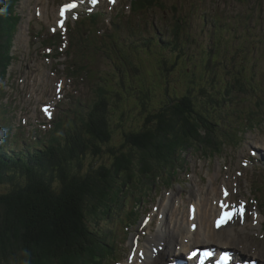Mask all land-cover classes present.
<instances>
[{
  "label": "trees",
  "instance_id": "16d2710c",
  "mask_svg": "<svg viewBox=\"0 0 264 264\" xmlns=\"http://www.w3.org/2000/svg\"><path fill=\"white\" fill-rule=\"evenodd\" d=\"M170 33L174 47L187 42L178 40L180 25ZM171 51L178 57L177 49ZM215 60L207 56V63L216 64ZM173 69V65L168 66L165 74H171ZM203 70H194L187 78L181 71L173 82L160 75L163 80L160 78L159 86L154 79L160 92L174 96L158 104L155 88L133 86V107L139 113V125L132 128L124 120L123 108L118 119L119 112L114 107L118 103L111 107L105 98L95 103L82 134L66 141L67 148L46 151L18 166L12 157L0 154V186H10L0 191L1 264L42 258L64 263L65 257L84 256L92 238L91 223L111 212L131 181L144 180L166 166L172 170L180 151L199 148L215 132L219 107L234 89L228 82L233 80L229 71L226 77L222 71L216 80L208 82L204 81ZM187 85L190 88L182 94L176 92V87ZM128 88L124 82L116 93L129 97ZM117 132L119 147L124 149L108 148V160L102 162V144ZM89 157L98 163L91 167ZM37 166L40 170L36 172Z\"/></svg>",
  "mask_w": 264,
  "mask_h": 264
},
{
  "label": "rangeland",
  "instance_id": "374dc122",
  "mask_svg": "<svg viewBox=\"0 0 264 264\" xmlns=\"http://www.w3.org/2000/svg\"><path fill=\"white\" fill-rule=\"evenodd\" d=\"M3 1V0H2ZM10 1H7V8L10 11ZM31 0H20V2L18 3V5L16 6V8L18 6H20V11L23 12L28 15V18H31V12H32V7H30L29 2ZM163 5L160 6H156L149 11H153L154 15L153 17H151L150 19L148 18V22H152L153 20L155 21H161L164 24H166V28H168L167 30H170V25L172 24L173 26L178 25L179 22V18L182 17V15H184V17L186 16V14L188 13V8L190 7V2H193L194 0H185V2H182L183 0H161ZM207 1V0H206ZM230 0H226V3L228 4ZM256 6V10H255V14L257 15L256 19H258V24L255 25V20H249V19H242L239 20V22H242L240 24V29H244L245 28V24L246 23H250L251 27H250V33L248 32H244V42H252L254 49H253V53L252 56H255V60H252L250 58V60L246 63V65H239L238 62L236 61L235 58H233V56L231 57V60L228 61H223L224 63V67L222 69V67L220 66H216L213 65L211 66V68L209 70H205V77H204V81H208L209 80H213V75L217 76L218 73L223 71L222 76L226 77V71H229L231 74V76H235V74H238V72L240 71L242 74H250L251 70L253 68L254 72H255V79H256V83L254 85L255 88H259V90L261 89V80H262V84H264V42H260V43H254L257 42L256 38H255V32H258V30H262L264 29V21L262 19H260V15L262 14V9H264V0H251ZM44 3V0H36V3ZM131 3V0H129L126 3V0H121L120 3H118L116 5V10H120L121 6L124 9L128 4ZM55 4V1H50L47 5H46V10H43V8L40 6V10H41V19L37 22H35V27L38 28L39 33L38 35H40L41 37L44 38V42L48 41V39H46L47 36V30L48 25L51 23L49 21H45L44 18H53V14L50 12L53 9V6ZM174 4V5H172ZM172 5V6H171ZM21 7L23 8V10H21ZM174 7V8H173ZM170 8L173 10L178 9L179 13L183 12L182 15H177L174 12H171V16H170V20L169 23L168 21V17L166 13L170 14ZM210 10V11H209ZM208 11V13L210 15H216L217 12L212 11L211 8H209L207 6V4L205 5V1L202 2L201 7L199 9L196 10V15H195V19H197L198 16H200V14L206 13ZM144 14L148 15V13L144 12ZM174 17H176L178 20L176 21H172L171 19H173ZM233 18V17H232ZM161 19V20H160ZM209 21L211 23H219L222 22L223 20L215 17V16H210ZM166 22V23H165ZM182 22V21H181ZM197 27V28H196ZM196 27L195 30L196 31L198 29V23H196ZM228 27V26H226ZM14 31L13 33L11 32ZM9 31V32H8ZM128 31H130V29H128ZM225 32V30H223ZM228 31V28H227ZM226 31V33H228ZM1 32L3 33L2 35H0V71L3 70L4 72L9 71L10 73H14V77H16L19 73L20 68L24 65L22 60V55L26 54L27 56L33 51L32 47L30 45L27 44V41L29 42V38L30 36L27 34L25 28L23 25H21V23H17L14 29V25H12V27L8 28V30H1ZM8 32V33H7ZM16 32V33H15ZM163 30L160 32V36H162ZM15 33V35L13 36V34ZM111 32H109L108 34H110ZM93 35V33H91V36ZM229 35H231L229 33ZM106 38L108 39V36H106ZM114 38L120 40V35L118 33L114 34ZM258 38V37H257ZM248 42V43H249ZM38 43L40 44L39 40ZM132 43V42H131ZM98 46H103L101 43L98 44ZM28 47V48H27ZM133 47H129L126 46V76H128L129 70L128 68L132 66V68L135 70L137 69V77L134 78V81L138 84V85H142V84H147L146 86L148 87H153L155 88V92H154V96H157L156 99L157 100V104L161 103L163 101H165L168 98H171L174 96L170 95V94H165L163 92H160L159 89H157L154 85V79H150L148 81L147 76L150 75L152 76L154 73H156L159 75L156 77L157 78V83L156 86H159V80H160V75L162 73H166V71L168 70V66H172L174 63L173 59H169L166 63H163L160 59L161 56L159 55L160 52L162 53H166V55L168 54V56H171V52L168 50H163L158 44L157 42L151 40V41H147L144 40L141 44V47L139 48L138 51H136L135 49L132 50ZM44 50V47H41V51ZM96 51H94V53H91L92 58L89 59V62L83 67V72L87 74L88 79L89 80H94L100 76L99 79H96L95 81V87L99 86H105L106 85V81L109 80V76H108V72L111 69V65L108 59H106L107 57H105L107 54L106 52L100 51L98 48L95 49ZM108 51V49H107ZM34 52V51H33ZM12 53H14L15 55H19L17 57V59H19V62L21 61L20 67H18V64L15 60L12 64H7V55H12ZM109 53V52H108ZM110 54V53H109ZM35 56V54L33 55V57ZM79 57L83 56L82 52L78 53ZM37 54H36V58H37ZM52 58L59 64L52 62L53 64L56 65V67H58L60 64L61 65H67L69 67V60L65 57L62 56V54L59 52V50L54 49L53 53H52ZM115 58H119L117 55ZM210 58V57H209ZM211 58L216 59V55L211 56ZM43 59V60H42ZM179 60L177 63V66L173 69V71L171 72L168 80L170 82H173L176 79V73L178 75V73H180L183 69L188 71V72H192L194 70H199V69H204L206 68V65H201V62L199 61V58L197 61H194L193 58L191 57V59H187L186 55H181ZM189 60V61H188ZM46 62V59L43 57H38L37 62L35 65H32V73L33 75H43L39 72V68L40 70H42V72L44 71L43 67H40L43 63ZM165 66V68H164ZM60 73H62L63 71L58 70ZM39 72V73H38ZM104 74V76L102 77V75ZM189 75V73L185 72V77L187 78ZM107 80H106V78ZM168 75H165V77H167ZM22 77H25V74H22ZM102 77V79H101ZM192 77H194L192 75ZM7 80L6 78H2L1 82H3L4 80H7V83L9 81V83H12V80ZM217 77H215L214 80H216ZM162 79V78H161ZM178 79H180L178 77ZM163 80V79H162ZM145 82V83H144ZM126 83H130V80L128 79V77L126 78ZM231 84H235V79L234 80H230ZM3 84V83H2ZM245 88H247L248 90H251V88H253L249 81H245L244 82ZM6 87V86H5ZM194 87H196L194 85ZM8 90V87H6ZM190 87L187 86H180V87H176V92H178L179 94H182L185 90H188ZM235 90L236 87H234ZM23 83H18L14 89V93L11 96L12 101L17 100L19 97L22 96V92H23ZM129 97L128 100L126 101V123L132 128V126L135 125H139V113L136 112L135 108L133 107V102L135 101L134 99L136 98V95H134L132 92V89H129ZM193 91V90H192ZM252 91H250L251 93ZM258 92V91H257ZM260 95H264V91H259ZM3 100V99H2ZM248 102H253V100L248 99V97H245L243 94L238 93V94H233L231 96V98L229 99H225V101L223 102L225 111H224V115H227L228 109L231 108V106H240V105H245ZM34 104H30V108H33ZM120 108H123V104H119ZM250 108V107H249ZM18 112V111H17ZM119 112V110H118ZM117 115V114H116ZM119 119V118H118ZM18 121V116H15L14 122ZM120 127H117V130ZM120 132H117L113 137L111 136L109 139L108 143L102 144V149H103V157L101 159V161H107L108 158L105 157V153H107L108 148L110 147H114L117 148V151L119 150H123L124 148L119 147L120 145V138H119V134ZM236 138V142L234 144H225V145H221L219 146V150H220V154H218V156H221L223 158L227 157V156H232L233 153H240V152H244L248 146L252 145V144H261L262 143V139L264 138V123L261 121L259 123L256 124V127L252 126L250 127L246 132H241V133H237L234 135ZM48 139V137H44V139H39L37 142H41V141H46ZM116 146V147H115ZM191 152L193 151H189V152H182L180 154V156L177 158L176 162H175V166H177L179 168V170L177 171L178 173H176L175 177H177V180H182L183 177V169L185 167H191L192 164V159L194 157V155H196L198 152H194V154H192ZM95 157V156H94ZM216 157V156H215ZM90 160H92V166L96 165L98 162L94 159L89 157ZM217 158V157H216ZM88 163H90L88 161ZM87 166V165H85ZM90 167V168H91ZM35 168V167H34ZM33 168V170H34ZM86 168V167H85ZM40 170L39 166H37L35 168L34 171H38ZM155 175H149L147 176L143 181L144 182H148V184L150 185V187H143V192L140 191H136L137 194H144L150 191L151 186H157V187H162L163 185H165L167 179H169L170 174L168 173V170L165 169L163 171H161L159 174H157V176ZM175 182H168V184L170 185H176V183H178V181ZM150 181H154V183L151 184ZM134 182H130L129 185H127L126 187V191L130 192V190L132 189V187L134 186ZM10 186H6V185H1L0 186V191L1 190H7ZM140 187V185H139ZM145 197V196H144ZM147 197V196H146ZM136 198H139L138 195H136V197H131L130 200H134ZM92 224V223H91ZM241 235L243 234V229H240L238 231ZM262 243L264 244V236L261 238ZM88 245L92 246L94 244V237L92 236L90 244L89 241L87 243ZM85 250V248H84ZM64 264H75L74 262H76V258L74 256H71L69 258L65 257L64 259ZM26 261H28L26 259ZM78 261H80V258L78 257ZM14 264V263H13ZM30 264H41V262L39 260H31Z\"/></svg>",
  "mask_w": 264,
  "mask_h": 264
},
{
  "label": "bare ground",
  "instance_id": "6f19581e",
  "mask_svg": "<svg viewBox=\"0 0 264 264\" xmlns=\"http://www.w3.org/2000/svg\"><path fill=\"white\" fill-rule=\"evenodd\" d=\"M25 65H24V70H25ZM52 68H55V66L54 65H52ZM19 164H21V163H16V164H14V165H16V166H18ZM21 165H24L23 163L21 164ZM196 202H198V199H196ZM240 229H243V234H242V236H246V230H245V228L244 227H240L239 228V230ZM217 235H225L226 236V238H228V239H235V240H239V237H238V234H237V231H227L226 232V234H224V233H221V232H218L217 233ZM262 236H264V235H262ZM247 237H249V239L254 243V244H258V245H261V241H260V239H258V238H255L252 234H250L249 236H247Z\"/></svg>",
  "mask_w": 264,
  "mask_h": 264
},
{
  "label": "snow or ice",
  "instance_id": "6c2138e0",
  "mask_svg": "<svg viewBox=\"0 0 264 264\" xmlns=\"http://www.w3.org/2000/svg\"><path fill=\"white\" fill-rule=\"evenodd\" d=\"M231 215H232V213H226V214H225V216L228 217V218H230ZM192 255H196V253L194 252V253H192ZM226 259H227L226 256H222V257L220 258V261L218 262V264H222V262L225 261Z\"/></svg>",
  "mask_w": 264,
  "mask_h": 264
}]
</instances>
